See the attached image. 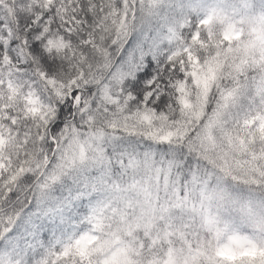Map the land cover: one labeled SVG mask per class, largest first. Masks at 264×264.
<instances>
[{
    "label": "snow or ice",
    "instance_id": "snow-or-ice-1",
    "mask_svg": "<svg viewBox=\"0 0 264 264\" xmlns=\"http://www.w3.org/2000/svg\"><path fill=\"white\" fill-rule=\"evenodd\" d=\"M0 264H264V0H0Z\"/></svg>",
    "mask_w": 264,
    "mask_h": 264
}]
</instances>
